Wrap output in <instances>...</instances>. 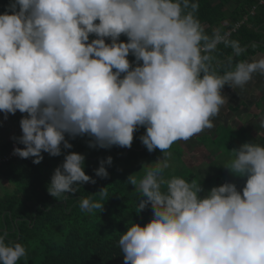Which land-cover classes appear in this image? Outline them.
<instances>
[{
  "label": "clouds",
  "instance_id": "1",
  "mask_svg": "<svg viewBox=\"0 0 264 264\" xmlns=\"http://www.w3.org/2000/svg\"><path fill=\"white\" fill-rule=\"evenodd\" d=\"M198 9V0H9L0 13V112L5 120L23 114L12 139L24 147L14 155L39 164L44 152L64 154L47 186L52 197L67 200L97 182L84 153L64 152L77 137L87 136L89 148H130L143 127L147 151L162 153L125 180L138 194L137 214L151 206L152 217L120 235L124 264H264V143L230 150L223 166L243 184L206 190L203 179L165 176L174 143L215 127L229 100L225 85L244 89L264 76V55L217 60L221 44L235 57L246 49L230 38L237 30L206 31ZM257 124L264 128V116ZM112 162L101 158L95 176L107 178ZM108 199L105 186L79 207L101 213ZM27 256L24 244L0 234V264Z\"/></svg>",
  "mask_w": 264,
  "mask_h": 264
},
{
  "label": "trees",
  "instance_id": "2",
  "mask_svg": "<svg viewBox=\"0 0 264 264\" xmlns=\"http://www.w3.org/2000/svg\"><path fill=\"white\" fill-rule=\"evenodd\" d=\"M8 3L9 0H0V13L5 11ZM198 3L197 16L206 31L211 33L212 27L224 23L227 25L223 31L229 33L237 30L230 38L238 40L247 50L233 58L234 62L261 52L264 44L262 0H198ZM120 39L126 40L127 37L122 35ZM214 55L222 65H226L229 57H233L231 48L223 44L218 46ZM129 59L133 60L134 57L130 56ZM144 131L141 127L134 133L130 148H89L87 136L71 140L73 147L64 152L84 153L85 172L97 182L84 183L75 194L66 193L68 198L63 201L52 197L47 186L54 169L63 162L64 154L50 156L44 152V159L39 164H34L33 158L20 157L0 164V175L12 181L18 190L6 199L0 198V234L7 232L9 240L25 245L28 256L20 264H124L118 246L120 235L134 221L145 224L152 217L151 206L137 214L138 194L132 185L125 182L131 174L125 170V166L162 155L159 149L151 153L147 151L139 139ZM231 135L233 138L229 143L218 147L221 155L225 154L228 159L227 163L233 158L230 150L239 147L241 143L255 139L264 143V136L255 137L247 127ZM12 144L2 147L1 157L12 152ZM17 145L24 147L22 144ZM177 148L185 149L182 146ZM211 149H217V146ZM109 155L113 157L111 166L105 165L109 176L103 179L96 177L94 169L99 167L101 158ZM193 179L201 181L194 174L186 178L188 181ZM226 180L243 184L242 179L234 177L225 168L219 174L202 180V185L207 190ZM105 186L109 199L104 201L103 211L93 214L82 212L79 207L80 198L91 196Z\"/></svg>",
  "mask_w": 264,
  "mask_h": 264
},
{
  "label": "rangeland",
  "instance_id": "3",
  "mask_svg": "<svg viewBox=\"0 0 264 264\" xmlns=\"http://www.w3.org/2000/svg\"><path fill=\"white\" fill-rule=\"evenodd\" d=\"M228 93L231 95V92ZM259 106L261 109L264 108L262 103ZM245 108L246 110L244 109L242 111H230L226 108V111H221L220 115L215 118V127L213 129H206L204 132L192 137L186 142L179 141L173 144V148L170 149L172 153V167L165 171V176H179L186 179L187 176L194 174L201 178L200 180L211 178L225 169L223 164H227L228 159H226L225 154L221 155V151L218 150V147L229 143L233 138L231 135L232 133L241 130L243 127H247L255 137H263L264 128H260L257 122L261 116H264V111L261 112L255 108V112L258 113L256 115L255 112L252 111L253 108ZM248 113H251L254 116L252 117L248 115ZM6 132V127H0V135H3L0 136L1 139L6 140ZM9 132L11 135L12 131L10 129ZM180 143L184 146V150H179V148H177L178 146H181ZM216 146L217 149H211ZM156 160L157 158L126 165L125 170L128 172L130 171L139 177L144 174L147 167V165L144 167H142V165ZM15 187L17 188L16 185H14V188ZM16 193V191L15 193L11 192L10 186L5 187L3 185V188L0 189V198L6 199L8 196L15 195Z\"/></svg>",
  "mask_w": 264,
  "mask_h": 264
},
{
  "label": "crops",
  "instance_id": "4",
  "mask_svg": "<svg viewBox=\"0 0 264 264\" xmlns=\"http://www.w3.org/2000/svg\"><path fill=\"white\" fill-rule=\"evenodd\" d=\"M226 25L227 24L224 23L223 25H219L217 27L222 26V28L225 29ZM217 27H212L211 29L213 30ZM262 33L264 35V29ZM260 51L261 52H259L258 54L251 55L248 59L250 60L253 58H257L260 55H264V44ZM233 58H235V56H233ZM228 92H231V95ZM222 94L227 95L229 98L228 104L221 110L222 112L226 111V108H228L230 111H242L244 109L246 110L245 107L250 108V109L253 108L252 110L253 112H255V108L262 112L264 111V108L261 109L259 105H261L262 103V105L264 106V76H261L259 74L255 75L253 78V81L248 86H246V88L244 89L237 88L236 90H234L230 88L229 86H226L222 89ZM255 114L257 115L258 113L255 112ZM22 115H23L22 113L17 111L15 115L9 114L8 118L5 120L3 117V113L0 112V127H6V131H7L6 140L0 138V151L2 147H5L7 144L9 145L10 143H13L11 149L13 148L14 144H16L14 143V140L12 139V137L14 135L19 136L20 134H22L20 124H19V121ZM248 115L252 117L254 116L251 113H248ZM9 129L12 131L11 135H10ZM0 136H3V135H0ZM181 146L184 147L182 144ZM2 158L4 157L0 156V161ZM3 185L5 187L10 186L12 193H15V191L16 192L18 191L16 187L14 188L12 181L7 179L4 175H0V189L3 188ZM17 222L18 221H16V223Z\"/></svg>",
  "mask_w": 264,
  "mask_h": 264
},
{
  "label": "bare ground",
  "instance_id": "5",
  "mask_svg": "<svg viewBox=\"0 0 264 264\" xmlns=\"http://www.w3.org/2000/svg\"><path fill=\"white\" fill-rule=\"evenodd\" d=\"M14 147H19L17 144H15L14 146H13V149H14ZM13 149H12V152L9 154V155H7V156H5L4 158H2V161H0V164L1 163H4V162H8V161H10L11 159H13V158H18L19 156H15L14 154H13Z\"/></svg>",
  "mask_w": 264,
  "mask_h": 264
},
{
  "label": "built area",
  "instance_id": "6",
  "mask_svg": "<svg viewBox=\"0 0 264 264\" xmlns=\"http://www.w3.org/2000/svg\"><path fill=\"white\" fill-rule=\"evenodd\" d=\"M262 3L264 4V0H262ZM231 34V33H230ZM15 156H17V155H15ZM1 161H2V159H1Z\"/></svg>",
  "mask_w": 264,
  "mask_h": 264
}]
</instances>
